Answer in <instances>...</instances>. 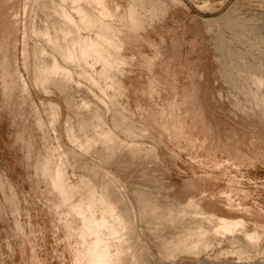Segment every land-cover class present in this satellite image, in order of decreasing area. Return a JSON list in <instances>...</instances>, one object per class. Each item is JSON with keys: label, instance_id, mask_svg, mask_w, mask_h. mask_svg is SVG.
Wrapping results in <instances>:
<instances>
[{"label": "rangeland", "instance_id": "obj_1", "mask_svg": "<svg viewBox=\"0 0 264 264\" xmlns=\"http://www.w3.org/2000/svg\"><path fill=\"white\" fill-rule=\"evenodd\" d=\"M42 3L0 0V264H264V0H105L126 61L108 95L35 84ZM69 118L123 142L81 151ZM81 176L115 201L119 237Z\"/></svg>", "mask_w": 264, "mask_h": 264}, {"label": "bare ground", "instance_id": "obj_2", "mask_svg": "<svg viewBox=\"0 0 264 264\" xmlns=\"http://www.w3.org/2000/svg\"><path fill=\"white\" fill-rule=\"evenodd\" d=\"M35 1L40 2V0ZM41 2L46 5L45 0ZM49 2V14L40 20L39 26H32L30 34L41 41L36 43L34 48L35 84L48 92L46 84L50 82L60 83L63 86H68L70 83L80 86L83 80H87L101 94H107L106 88L113 86L112 82H108L111 72L126 62L125 57L120 55L123 44L118 36L120 30L113 23L114 14L105 4V0H49ZM133 10L129 7L128 15L131 20H135ZM22 83L27 84L24 78ZM93 94L97 96L95 92ZM66 102L68 106L72 104L68 94ZM45 104L51 121H55L59 116L58 104L54 101H47ZM88 104L83 103L85 108H88ZM37 116L40 118L39 114ZM70 119L64 122V133L71 144L81 151L88 152L91 144H97L100 138L105 146H114L123 142L115 136L111 128L98 125L94 127L93 137L88 136L87 133L83 136L80 134L81 124H85L86 121H78L76 130L80 132H76ZM131 143L135 147L136 142ZM65 153L64 151L63 155ZM79 161L85 166L91 165L83 159ZM80 186H86L88 189L85 195L87 209L98 213L97 222L109 230L112 238L119 237L121 222L115 201L107 197L105 189V191L98 190L84 176L77 181V189ZM217 218L219 226L230 232L243 224L242 218L220 216ZM246 236L250 241H254L259 237V232L257 229L247 231Z\"/></svg>", "mask_w": 264, "mask_h": 264}, {"label": "crops", "instance_id": "obj_3", "mask_svg": "<svg viewBox=\"0 0 264 264\" xmlns=\"http://www.w3.org/2000/svg\"><path fill=\"white\" fill-rule=\"evenodd\" d=\"M223 217H225V216H223Z\"/></svg>", "mask_w": 264, "mask_h": 264}]
</instances>
